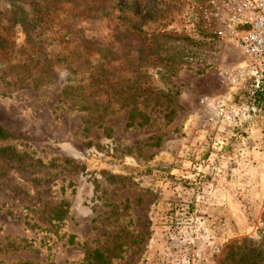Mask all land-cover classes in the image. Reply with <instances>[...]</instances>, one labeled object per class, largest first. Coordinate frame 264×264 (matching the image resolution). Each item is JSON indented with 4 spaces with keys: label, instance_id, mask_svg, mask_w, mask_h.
<instances>
[{
    "label": "rangeland",
    "instance_id": "1",
    "mask_svg": "<svg viewBox=\"0 0 264 264\" xmlns=\"http://www.w3.org/2000/svg\"><path fill=\"white\" fill-rule=\"evenodd\" d=\"M204 1L0 0V264H264V187L229 178L264 108L205 101L250 85Z\"/></svg>",
    "mask_w": 264,
    "mask_h": 264
},
{
    "label": "built area",
    "instance_id": "2",
    "mask_svg": "<svg viewBox=\"0 0 264 264\" xmlns=\"http://www.w3.org/2000/svg\"><path fill=\"white\" fill-rule=\"evenodd\" d=\"M201 8L218 33L235 43L247 59L233 75L234 82L250 85L244 102L205 101L232 131L245 129L264 108V0H205Z\"/></svg>",
    "mask_w": 264,
    "mask_h": 264
},
{
    "label": "crops",
    "instance_id": "3",
    "mask_svg": "<svg viewBox=\"0 0 264 264\" xmlns=\"http://www.w3.org/2000/svg\"><path fill=\"white\" fill-rule=\"evenodd\" d=\"M260 117L262 119L251 134L252 141H247L245 145H241L245 159L241 162L231 163L229 178L231 176L246 183L250 180L256 184L259 183L260 187H264V116L261 114ZM233 147L235 149L236 145ZM213 148L215 149V147Z\"/></svg>",
    "mask_w": 264,
    "mask_h": 264
},
{
    "label": "trees",
    "instance_id": "4",
    "mask_svg": "<svg viewBox=\"0 0 264 264\" xmlns=\"http://www.w3.org/2000/svg\"><path fill=\"white\" fill-rule=\"evenodd\" d=\"M22 21H23V19H22ZM8 137H9V133L3 127L0 126V139H6ZM2 154L5 156H8V155H10V152L8 150H3ZM11 156L16 157V155H13V154H11ZM96 259L101 261V262L104 260L102 255H97Z\"/></svg>",
    "mask_w": 264,
    "mask_h": 264
}]
</instances>
